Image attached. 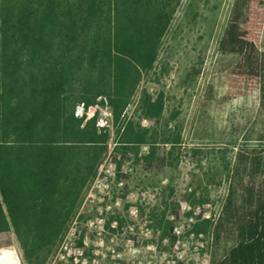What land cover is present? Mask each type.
<instances>
[{"label": "trees", "instance_id": "obj_1", "mask_svg": "<svg viewBox=\"0 0 264 264\" xmlns=\"http://www.w3.org/2000/svg\"><path fill=\"white\" fill-rule=\"evenodd\" d=\"M181 2L0 0V248L14 238L25 264L48 263L109 152L100 107L111 112L116 153L149 172L172 165L181 132L176 127L171 150L160 153L159 133L142 123L161 121L166 95L153 96L142 85L158 76ZM263 37L264 0H235L219 42L229 59L220 74L227 89L222 103L259 94L258 142H264ZM200 71L194 66L191 76ZM201 153L183 149L176 161L180 155L198 163ZM226 176L219 212L194 229L213 238L210 264H264V147L237 150ZM190 197L208 203L196 191ZM155 225L161 240L171 236V222Z\"/></svg>", "mask_w": 264, "mask_h": 264}, {"label": "rangeland", "instance_id": "obj_2", "mask_svg": "<svg viewBox=\"0 0 264 264\" xmlns=\"http://www.w3.org/2000/svg\"><path fill=\"white\" fill-rule=\"evenodd\" d=\"M234 1L182 0L164 39L158 76L146 77L142 85L153 96L161 91L166 95V110L161 121L155 125L149 121L142 123L159 133L160 153L167 154L171 150L173 131L177 127L181 132L179 151L187 148L202 150L198 163L180 155L176 161L179 151H174L170 157L174 159L172 165L159 172H149L142 165H134L123 153L115 154L116 127L111 112L107 107L99 108L98 126L110 132L109 151H113L111 156H115L116 168H110L106 174L108 178H103L104 175L100 178L108 184V193L102 187L92 191L98 171L86 189L77 214H82L83 222L104 213L107 225L115 219L123 223V228L128 223H135L136 233L130 236L141 251L137 255L139 260L158 259L165 251L161 236L158 237L162 235V228L156 227L157 220L171 222L172 218H188L193 212L200 215L219 212L229 185L226 165L234 162L237 150H244L246 146L264 147V142L257 140L263 133L259 94L222 103L227 89L221 85L220 74L229 59L219 52V42ZM199 63H202L201 68ZM194 66L201 69L197 76H191ZM210 88L215 94H212L211 102L205 103ZM135 107L136 103L129 111ZM93 113L89 110V114ZM175 113L178 117L173 120ZM146 152L147 149H143L142 154ZM105 166L106 170L108 164ZM194 191L205 196L208 203L193 204L190 196ZM134 212L138 214L135 220L130 217ZM147 231L150 235L142 234ZM148 246H157L156 253L148 250ZM0 264H25L14 238L10 246L0 248Z\"/></svg>", "mask_w": 264, "mask_h": 264}, {"label": "built area", "instance_id": "obj_3", "mask_svg": "<svg viewBox=\"0 0 264 264\" xmlns=\"http://www.w3.org/2000/svg\"><path fill=\"white\" fill-rule=\"evenodd\" d=\"M89 110L95 112L96 107ZM83 113L84 107L81 105L77 109V115L81 116ZM93 114L88 111L89 116ZM108 153L105 162L108 168L105 170V164H101L92 191L95 187H102L103 191L108 193V184L100 181L103 175V178L109 177L106 174L110 172V168H116V163L113 162L115 156H111L113 151ZM115 154L119 153L115 151ZM81 216L82 214L78 213L70 221L65 235L47 264H210L213 238L209 234L198 233L194 226L199 220L211 219L212 214L200 215L193 212L188 218H172L171 236L161 240L165 251L158 259L152 257L149 260L137 258L141 251L130 236L136 233L135 223H128L127 227L123 228V223L118 219L107 225L104 213H99L85 222L81 220ZM130 217L135 220L138 214L134 212ZM82 225L85 229H81ZM142 234L148 236L150 232ZM147 249L156 253L157 246H148Z\"/></svg>", "mask_w": 264, "mask_h": 264}]
</instances>
